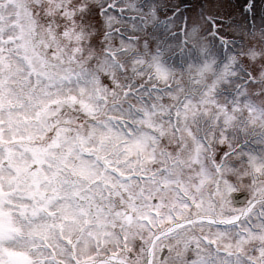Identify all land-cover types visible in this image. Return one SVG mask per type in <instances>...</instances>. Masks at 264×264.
<instances>
[{"label": "snow or ice", "instance_id": "1", "mask_svg": "<svg viewBox=\"0 0 264 264\" xmlns=\"http://www.w3.org/2000/svg\"><path fill=\"white\" fill-rule=\"evenodd\" d=\"M0 264H264V0H0Z\"/></svg>", "mask_w": 264, "mask_h": 264}]
</instances>
